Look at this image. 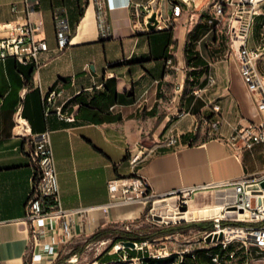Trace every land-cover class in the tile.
<instances>
[{"label": "crops", "instance_id": "obj_1", "mask_svg": "<svg viewBox=\"0 0 264 264\" xmlns=\"http://www.w3.org/2000/svg\"><path fill=\"white\" fill-rule=\"evenodd\" d=\"M21 1L0 0V24L26 23V13L18 16L12 11V5ZM151 1H30L35 8L31 18L43 22L40 36L50 50L37 66L13 59L0 66V264H30L31 256L26 203L35 167L31 138L15 128L17 113L25 120L27 135L51 132L66 209L109 203V182L131 176L127 159L140 151L146 157L140 174L157 195L189 187L215 190L212 197L199 194L190 202L192 209L218 212L210 219L230 202L234 193L225 190L228 183L264 173L263 144L253 151L242 149L241 143L230 149L219 139L240 127L264 123V110L257 106L231 47L235 39L227 43L217 34L224 19L195 42L205 64L188 61L195 29L214 15L219 0H203L195 10L185 7L171 28L166 21L171 0H155L152 14L158 11L160 17L155 31L147 27L149 17L135 15L137 5L143 11ZM57 12L73 28L65 49L56 36ZM231 22L232 28L238 27V20ZM259 46H264V1L247 40L248 49ZM259 69L264 71V59ZM54 89L59 96L47 114L43 96ZM198 89L203 90L200 95ZM57 107L74 114L76 121L61 119ZM217 121L218 130L213 128ZM171 136L178 143L169 147L165 141ZM143 210L136 205L116 211L114 218L134 220ZM94 217L96 229L105 228L103 216ZM243 262L240 258L236 264Z\"/></svg>", "mask_w": 264, "mask_h": 264}, {"label": "built area", "instance_id": "obj_2", "mask_svg": "<svg viewBox=\"0 0 264 264\" xmlns=\"http://www.w3.org/2000/svg\"><path fill=\"white\" fill-rule=\"evenodd\" d=\"M30 1L39 3V0H22L12 5L15 15L20 16L26 13L29 16L26 23L0 24V34L6 33V36L0 38V66L9 59L15 60L20 65L37 66L40 64L42 56L50 50L46 39L40 36L43 22H34L31 18L35 8L31 6ZM202 1L171 0V13L166 20L168 26L171 28L172 23L178 22L185 7L189 10L198 9L201 7ZM263 1L222 0L214 5V14L217 20H222L225 17V3L234 8V13L243 15L238 20L239 27L236 28L235 41L231 43V47L238 53L241 73L261 110H264V75L260 72L259 64L264 59V46H259L254 50L248 49L247 40L255 17L258 15V6ZM154 2L155 0H152L148 5H145L143 11L140 5H137L135 15L138 18L142 15H146V18L150 17ZM100 7H103L102 3ZM156 13L159 20L158 11ZM54 21L59 47L65 49L70 44L73 28L61 12L55 14ZM157 28H160V24ZM237 40L240 43L236 42ZM202 92V89H198L196 94L200 95ZM58 96L57 89L51 90L43 96L47 114L54 107ZM214 110L218 112L220 108L215 106ZM55 112L61 119L69 122L76 121L75 115H66L62 107H57ZM219 124L218 121L215 122L213 128L218 130ZM15 128L22 132L24 138H31L30 157L35 167L33 188L26 203V222L30 228L32 241L30 264H42L50 259H56L75 240L91 237L102 230H97L95 227V213L103 216L102 227H105L103 229H107L111 225L122 224V231L143 237L139 232L131 229L132 223L140 219L142 215L134 220H123L115 219L114 213L136 205L142 206L145 210L152 204L154 217L160 219V213H157L158 215L154 213L157 208L155 204L158 201L167 200L168 204L165 206H169V201L175 198L178 203V208L175 209L181 211L182 205L187 206L199 192L210 189L205 186L189 187L170 191L164 196L157 195L150 181L140 174L141 164L146 160L145 151H140L127 159L133 174L129 177H117L109 182L108 189L111 196L109 203L95 207L66 209L61 201L59 175L51 132L47 130L35 136L27 135L25 120L20 113L16 115ZM221 138L230 149H234L241 143L242 149L253 151L257 145H264V123L240 127L230 137L224 139L220 136L219 139ZM177 143L178 139L174 136L165 141V145L169 147L175 146ZM263 182L264 173L228 183L225 190L231 188L235 196L232 201L225 203L221 210L222 217L215 219L213 230H199L197 238L181 231L160 236L176 240L178 249L169 250L165 247L153 252V247L161 239H134L114 243V239L118 237L116 235L112 242L113 253L111 255L124 253L126 258L138 261V264H145L146 258L154 261V264L171 258L174 260L169 264H185L189 261H197L198 254L204 251L210 256L213 264H236L240 258L244 260L243 264H264V199L261 197V194L264 193V188L261 186ZM241 211L246 213L250 220L240 219ZM224 222L227 224H223ZM124 242H133L134 247H126ZM98 243L103 245V243L106 244V241L99 240ZM129 251H135L138 254L135 257H130Z\"/></svg>", "mask_w": 264, "mask_h": 264}, {"label": "rangeland", "instance_id": "obj_3", "mask_svg": "<svg viewBox=\"0 0 264 264\" xmlns=\"http://www.w3.org/2000/svg\"><path fill=\"white\" fill-rule=\"evenodd\" d=\"M224 7L226 9V13L224 17L225 22L221 23L219 27L216 29V31L218 32L217 34L220 37H223L226 40V42L229 43L232 42L231 41L232 38L236 37L235 32L237 30L236 28L235 29L232 28L231 20L233 19L240 20V17H242L243 15L234 13L232 7L227 5L226 3ZM209 19H211L212 22H209ZM205 23L207 26L202 30L201 34H206L207 32H209V30H211L215 25L219 24V21L216 19V16L214 14L213 16L208 15V22ZM237 25L239 27V23ZM226 47H228V45ZM260 72L264 75L263 70H260ZM215 193H216L215 190L208 189L199 192L197 195L202 194L203 196L206 197H212ZM196 196H194L191 199V201L195 200ZM182 206H186V205H182ZM186 207L188 209H192L190 208V203ZM175 208L178 207H174L172 205L164 206L160 208L157 207L154 213L156 214L160 213L159 216L160 219H158L154 217L152 213L153 205L151 204L145 208L144 213L142 214L140 219L132 223L131 229L135 232H139L141 236L148 239H154V238L161 239L156 243V246L153 247L152 249L153 252H156L157 249L165 248V247L169 250L179 248L176 240H174L173 238L160 237L163 235H155V233L157 232L166 229L169 230L177 229V231L186 233V235L190 234L192 237L195 238L199 236L200 231L198 229H191L188 228L187 226L195 222H202L203 220H192L191 222H186L182 220H173L174 216H176L180 212ZM206 221L207 222L215 221V219L208 218ZM122 228H123L122 224L109 226V229L116 231H122ZM115 237L116 235H111L105 239L100 240V241H106V244L103 243V245L99 244L98 241L93 243H87L90 237L77 239L72 244H70L58 258L51 260L49 264H57L59 261H63L62 264H138V261H134L131 260L130 258H126L124 253L120 254V257L118 259H115L116 257H110L109 260L115 259L110 263L105 260L106 256L111 255V253H113L112 242Z\"/></svg>", "mask_w": 264, "mask_h": 264}, {"label": "trees", "instance_id": "obj_4", "mask_svg": "<svg viewBox=\"0 0 264 264\" xmlns=\"http://www.w3.org/2000/svg\"><path fill=\"white\" fill-rule=\"evenodd\" d=\"M82 14H84V11H82ZM206 23H201L194 31L192 37H191V43L190 46L188 48L187 51V56H188V61L191 65H203L205 64L204 60L199 56L198 52L196 51V46H195V42L198 40V38L200 37L202 30L206 27ZM19 64V63H18ZM223 224H227V223H223ZM188 228H195L198 230H202V231H210L213 230L215 228V221H209L207 222L206 220L202 221V222H195L192 224H189L187 226ZM175 231H177V229H166L160 232L155 233V235H168V234H172ZM111 235H118V237H116L114 239V243H116L117 241H128V240H144L146 238L144 237H139L133 233H127L124 231H116V230H112V229H102L100 231H98L97 233H95L94 235H92L87 243H93L102 239H105ZM113 243V244H114ZM130 253V257H135L137 256L138 253H136L135 251H129ZM120 254H112V255H108L105 257V260L108 261L109 263L115 259H118L120 257ZM110 257H116L115 259L109 260ZM174 259H168V260H163L160 261L159 264H169L170 262H172ZM63 261H59L57 264H62ZM145 264H154L155 262L146 258L144 261ZM185 264H213L212 260L210 258L209 255L206 254V252L202 251L198 254V258L197 261L195 262H187Z\"/></svg>", "mask_w": 264, "mask_h": 264}, {"label": "bare ground", "instance_id": "obj_5", "mask_svg": "<svg viewBox=\"0 0 264 264\" xmlns=\"http://www.w3.org/2000/svg\"><path fill=\"white\" fill-rule=\"evenodd\" d=\"M234 193V192H233ZM264 199V193L261 194ZM235 194H233L232 198L230 201L233 200ZM190 203V202H189ZM188 203V204H189ZM214 207V206H213ZM216 208V207H215ZM218 209V208H217ZM216 209V210H217ZM221 211V210H220ZM175 212V211H174ZM232 212V211H231ZM176 213V212H175ZM216 213L215 210H213L212 212H210L209 209H205V210H192V209H187L184 212H179L176 216H174L173 220H182V221H192V220H201V219H207L208 217H212L214 216ZM228 213H230L228 211ZM240 219H245V220H250V217L246 214V213H240ZM222 217V213L217 215V217H215L214 219L220 218ZM171 218V217H170Z\"/></svg>", "mask_w": 264, "mask_h": 264}, {"label": "water", "instance_id": "obj_6", "mask_svg": "<svg viewBox=\"0 0 264 264\" xmlns=\"http://www.w3.org/2000/svg\"><path fill=\"white\" fill-rule=\"evenodd\" d=\"M160 22L159 20L157 19V13L154 12L149 18H148V23H147V27L152 30V31H155L157 29V27L159 26ZM262 188H264V182L261 184ZM171 203L172 206L174 207H177L178 203H177V200L175 198H172L170 201H169V204ZM261 203V201H260ZM168 202L167 200H162V201H158L155 205L157 207H160V206H165L167 205ZM188 208L186 206H182L180 208L181 212H184L186 211ZM243 213V211H241ZM124 245L126 247H130V248H133L134 247V243L133 242H124Z\"/></svg>", "mask_w": 264, "mask_h": 264}]
</instances>
